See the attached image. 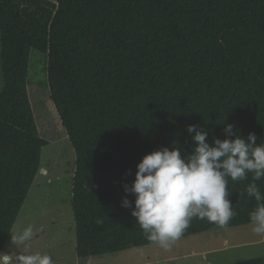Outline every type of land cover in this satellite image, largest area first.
Returning <instances> with one entry per match:
<instances>
[{
    "label": "trees",
    "instance_id": "trees-1",
    "mask_svg": "<svg viewBox=\"0 0 264 264\" xmlns=\"http://www.w3.org/2000/svg\"><path fill=\"white\" fill-rule=\"evenodd\" d=\"M0 40V251L48 145L30 100L32 51L47 56L50 99L78 152L80 260L155 245L123 197L103 206L93 198L173 141L191 153L189 125L208 131L210 144L226 124L264 141V0H0ZM252 182L251 173L228 178L236 215L227 226L193 218L179 239L250 225ZM255 183L264 194V178Z\"/></svg>",
    "mask_w": 264,
    "mask_h": 264
},
{
    "label": "rangeland",
    "instance_id": "rangeland-1",
    "mask_svg": "<svg viewBox=\"0 0 264 264\" xmlns=\"http://www.w3.org/2000/svg\"><path fill=\"white\" fill-rule=\"evenodd\" d=\"M55 2L56 0H49ZM1 52V40H0ZM4 86L0 62V94ZM28 88L38 134L48 145L43 149L38 174L11 233L32 226L34 236L27 249H17L11 235L4 252L30 251L49 254L54 264H86L77 253V201L74 183L78 172V152L71 143L55 104L50 99L47 56L32 51ZM91 144V143H90ZM89 153V149L87 150ZM46 171V172H44ZM102 188L98 204H115L128 195L124 185ZM123 192V194H122ZM133 200L134 195H129ZM92 204V203H90ZM101 204V206H103ZM80 208V207H79ZM129 209V208H128ZM131 212L132 210L129 209ZM100 217V214H98ZM87 225L90 226L89 223ZM253 225L210 231L176 240L168 249L158 245L126 252L91 257L90 264H233L264 257V236L253 232ZM207 254V255H206ZM90 259V258H89ZM89 263V262H88ZM87 263V264H88Z\"/></svg>",
    "mask_w": 264,
    "mask_h": 264
},
{
    "label": "clouds",
    "instance_id": "clouds-1",
    "mask_svg": "<svg viewBox=\"0 0 264 264\" xmlns=\"http://www.w3.org/2000/svg\"><path fill=\"white\" fill-rule=\"evenodd\" d=\"M187 132L195 147L185 152L177 141L173 147H162L146 154L137 164L135 179L124 185L128 195L122 207L131 209L136 224L145 238L164 249L178 240L193 218L207 220L225 227L236 215L228 199V178L242 181L252 174V183L246 186L247 196L256 205L249 213L253 232L264 236V194L255 183L264 178V141L257 145V135L250 132L243 137L232 124L223 128L224 139L213 137L199 125H189ZM234 137V139H233ZM134 195L133 201L128 198ZM32 226L13 234L12 243L17 249H27L33 239ZM0 264H54L49 254L40 252L0 251Z\"/></svg>",
    "mask_w": 264,
    "mask_h": 264
},
{
    "label": "crops",
    "instance_id": "crops-1",
    "mask_svg": "<svg viewBox=\"0 0 264 264\" xmlns=\"http://www.w3.org/2000/svg\"><path fill=\"white\" fill-rule=\"evenodd\" d=\"M206 255H207V254H206ZM88 262H89V263H88ZM88 262H87L88 264H90V263H91V262H90V259L88 260ZM87 263H86V264H87Z\"/></svg>",
    "mask_w": 264,
    "mask_h": 264
},
{
    "label": "water",
    "instance_id": "water-1",
    "mask_svg": "<svg viewBox=\"0 0 264 264\" xmlns=\"http://www.w3.org/2000/svg\"><path fill=\"white\" fill-rule=\"evenodd\" d=\"M41 172H43V170H41ZM90 261H91V258H90Z\"/></svg>",
    "mask_w": 264,
    "mask_h": 264
},
{
    "label": "bare ground",
    "instance_id": "bare-ground-1",
    "mask_svg": "<svg viewBox=\"0 0 264 264\" xmlns=\"http://www.w3.org/2000/svg\"><path fill=\"white\" fill-rule=\"evenodd\" d=\"M44 172H46V171H44Z\"/></svg>",
    "mask_w": 264,
    "mask_h": 264
}]
</instances>
